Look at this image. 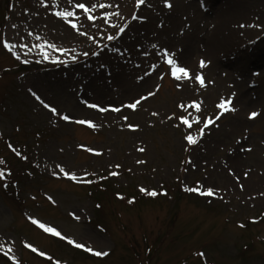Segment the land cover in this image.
Here are the masks:
<instances>
[{
    "label": "rangeland",
    "instance_id": "1",
    "mask_svg": "<svg viewBox=\"0 0 264 264\" xmlns=\"http://www.w3.org/2000/svg\"><path fill=\"white\" fill-rule=\"evenodd\" d=\"M242 1L264 34V0ZM219 6L225 0H13L0 41V70L10 69L0 76V150L13 142L36 176L20 201L0 189L9 264H54L46 253L55 264H137L124 234L142 255L143 237L149 246L158 232L150 264H202L198 249L214 264H264L263 226L239 225L264 212V180L247 192L226 185L232 172L264 174V36L231 53V62L262 61L255 67L199 63L186 79L179 64L188 47H204ZM24 62L47 69L15 73ZM237 87L253 107L241 119L231 109ZM101 175L144 196L114 203L119 224L105 211L95 221L80 188ZM179 185L185 196L175 205ZM32 226L51 238L34 239ZM249 238L255 244L241 254Z\"/></svg>",
    "mask_w": 264,
    "mask_h": 264
},
{
    "label": "bare ground",
    "instance_id": "2",
    "mask_svg": "<svg viewBox=\"0 0 264 264\" xmlns=\"http://www.w3.org/2000/svg\"><path fill=\"white\" fill-rule=\"evenodd\" d=\"M225 2L227 4L226 8L219 6L216 12L215 9L210 10L213 24L206 30L204 47L196 49L195 46L188 47V51L179 56V59L182 60L179 64L183 66L181 72L185 74L186 79L194 78L195 74L198 71L200 72L197 67L199 63H204L205 66L212 64L214 69L220 66L231 68L237 65L244 68L261 64L262 61L255 58H249L248 61L243 62H238L236 59L233 62L230 61L234 59L231 56L232 52L239 50L244 45L258 43L264 34L261 29L263 25L258 22L255 10L251 9L246 2L242 0H225ZM194 41L186 38L182 43L187 47L188 44H194ZM234 62L236 63L232 65ZM218 78L227 80L226 72L219 73ZM237 90L240 95L235 98L234 102L231 100V109L236 108V112L238 111L237 113L239 114L237 119H241L247 116L253 107L252 103L245 99L244 93H242L243 90L239 87H237ZM36 91L40 93L39 90ZM37 106L41 107L38 103ZM238 125L240 124L236 123L234 128ZM262 163L264 166V161ZM260 180H264V174L257 177L256 172L250 171V173H247L244 170L242 173L232 172L229 180H227L229 184L226 183V185L229 188L236 189V191H254L261 188Z\"/></svg>",
    "mask_w": 264,
    "mask_h": 264
},
{
    "label": "trees",
    "instance_id": "3",
    "mask_svg": "<svg viewBox=\"0 0 264 264\" xmlns=\"http://www.w3.org/2000/svg\"><path fill=\"white\" fill-rule=\"evenodd\" d=\"M22 69H27L26 67L22 68ZM22 162L19 161L18 164H20ZM22 170L21 169H17L15 168V178L17 180H20L21 178L24 177L25 174L21 173ZM13 177V176H11ZM7 180L3 181L6 182ZM104 181V182H103ZM102 183H97V181H93L92 183H90L89 187L94 186L93 188L90 189L89 192H96L97 195L100 197V203H104V205L107 207L110 215L112 216L113 219L116 218V208L113 207L114 203H116L115 200H117L118 198H120L121 202H127L128 201V197H126V193L123 191L121 192L120 190H115L112 185L106 181L103 180ZM96 198V196H95ZM183 198V195L181 194L180 190H177L176 193L173 195V203L176 205L178 203V201L180 199ZM256 221H254L253 225H256L257 227H261L263 226V231H264V213L263 214H258L255 218ZM124 226V225H123ZM125 227V226H124ZM126 230V228H125ZM163 235L164 233L159 232L156 237L155 240L156 241H161L162 240L159 238V236ZM142 240V238H141ZM256 240H262L261 238L257 237ZM143 241L146 243L145 247H144V251H145V255L149 256L151 253V246L147 245V240L146 237H143ZM264 242V240H262ZM138 243V242H137ZM161 245V244H160ZM242 247L248 248V249H252V246H254V240L252 238H249L247 240L246 244H242ZM262 249L261 252H264V244H261ZM138 259L141 261L142 264H147V261L145 262L142 258L139 252L136 253ZM262 258H264V253L260 254Z\"/></svg>",
    "mask_w": 264,
    "mask_h": 264
}]
</instances>
